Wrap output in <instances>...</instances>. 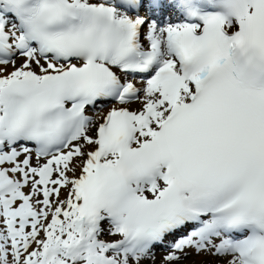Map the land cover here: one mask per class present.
<instances>
[{
	"label": "snow or ice",
	"instance_id": "1",
	"mask_svg": "<svg viewBox=\"0 0 264 264\" xmlns=\"http://www.w3.org/2000/svg\"><path fill=\"white\" fill-rule=\"evenodd\" d=\"M0 264H264V0H0Z\"/></svg>",
	"mask_w": 264,
	"mask_h": 264
},
{
	"label": "rangeland",
	"instance_id": "2",
	"mask_svg": "<svg viewBox=\"0 0 264 264\" xmlns=\"http://www.w3.org/2000/svg\"><path fill=\"white\" fill-rule=\"evenodd\" d=\"M162 254H163V253H158V256H159V255H162Z\"/></svg>",
	"mask_w": 264,
	"mask_h": 264
}]
</instances>
